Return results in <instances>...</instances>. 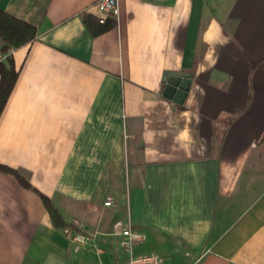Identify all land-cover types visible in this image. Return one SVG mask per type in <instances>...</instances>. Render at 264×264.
I'll return each mask as SVG.
<instances>
[{
    "label": "crops",
    "instance_id": "1",
    "mask_svg": "<svg viewBox=\"0 0 264 264\" xmlns=\"http://www.w3.org/2000/svg\"><path fill=\"white\" fill-rule=\"evenodd\" d=\"M96 1L0 0L36 30L0 52L18 71L0 165L34 188L0 171V264H67L41 196L67 224L144 233L164 264H264V0H119L93 35ZM175 71L182 104L162 96Z\"/></svg>",
    "mask_w": 264,
    "mask_h": 264
},
{
    "label": "trees",
    "instance_id": "2",
    "mask_svg": "<svg viewBox=\"0 0 264 264\" xmlns=\"http://www.w3.org/2000/svg\"><path fill=\"white\" fill-rule=\"evenodd\" d=\"M84 21L93 35L105 32L115 24L112 19H108L104 24H99V28L96 30L93 28L91 24L92 21L89 18H84ZM35 36L36 30L34 26L0 11V39L3 43V46L0 48L1 53L4 54L11 49H16L25 45L32 41ZM17 76L18 71L14 64V60L11 55H7L5 60L0 62V114L15 84ZM0 171L11 175L22 187L34 190V188L16 171L2 165H0ZM41 198L44 207L50 215L52 226L64 230L69 228L70 225L64 222L59 211L51 201L44 196H41Z\"/></svg>",
    "mask_w": 264,
    "mask_h": 264
},
{
    "label": "built area",
    "instance_id": "3",
    "mask_svg": "<svg viewBox=\"0 0 264 264\" xmlns=\"http://www.w3.org/2000/svg\"><path fill=\"white\" fill-rule=\"evenodd\" d=\"M151 2H163L165 0H148ZM96 19L99 24H104L108 19H117L119 16V0H97L96 1ZM2 59H0V62ZM104 205L106 207H113L114 200L107 196ZM70 227L65 229L66 237L75 244V250L79 247L91 246L96 253L101 254L103 250L97 247L98 232H91L87 230L85 224L77 219H73L69 223ZM118 237L116 244L123 251L125 258H121L117 253L115 254L116 264H164L161 257L156 254L133 255V249L137 245H142L146 236L144 233L125 227L119 232L112 234Z\"/></svg>",
    "mask_w": 264,
    "mask_h": 264
},
{
    "label": "rangeland",
    "instance_id": "4",
    "mask_svg": "<svg viewBox=\"0 0 264 264\" xmlns=\"http://www.w3.org/2000/svg\"><path fill=\"white\" fill-rule=\"evenodd\" d=\"M111 230L110 232H112ZM104 236V237H103ZM100 234L98 235L97 247L103 250V253L98 254L95 250L90 246H88V250L86 247H79V249L75 250V244L73 243L70 246L68 256H67V264H116L115 263V254L121 256V258H125L123 251L116 244V240L118 237L116 236H106ZM102 241V242H101ZM158 254L155 250V247L152 245L150 240H147L144 245H137L133 249V255H144V254Z\"/></svg>",
    "mask_w": 264,
    "mask_h": 264
},
{
    "label": "water",
    "instance_id": "5",
    "mask_svg": "<svg viewBox=\"0 0 264 264\" xmlns=\"http://www.w3.org/2000/svg\"><path fill=\"white\" fill-rule=\"evenodd\" d=\"M162 83V96L182 104L189 91L191 75L186 72H165Z\"/></svg>",
    "mask_w": 264,
    "mask_h": 264
}]
</instances>
